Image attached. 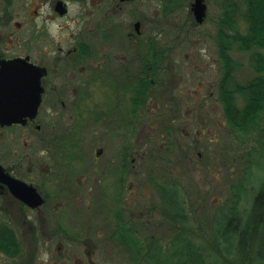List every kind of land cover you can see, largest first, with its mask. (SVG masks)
Segmentation results:
<instances>
[{"label":"flooded vegetation","instance_id":"obj_1","mask_svg":"<svg viewBox=\"0 0 264 264\" xmlns=\"http://www.w3.org/2000/svg\"><path fill=\"white\" fill-rule=\"evenodd\" d=\"M135 1L0 0V118L27 114L0 119V264H208L188 250L209 245L202 228L220 207L195 216L193 160L224 158L192 114L227 120L235 43L217 98L207 83L177 97L175 48L146 35Z\"/></svg>","mask_w":264,"mask_h":264},{"label":"rangeland","instance_id":"obj_2","mask_svg":"<svg viewBox=\"0 0 264 264\" xmlns=\"http://www.w3.org/2000/svg\"><path fill=\"white\" fill-rule=\"evenodd\" d=\"M138 2L136 0L134 6H137ZM176 2L177 4H174L170 0H146L143 3L142 12L144 14L143 20L146 35L155 34L159 39L158 43L160 45L166 48H175L176 67L179 68L178 70L182 68L183 71V75H179L181 77L179 85L181 89L176 91L177 97L179 95H182L183 98L185 96L190 97L192 94L196 98L194 93L200 88V84L207 83L214 86V97L217 98L218 83L221 78L218 73V68L221 66L220 53L221 51L223 53L224 49L220 50L223 46L218 43L220 31L224 30V34L230 37L225 41L226 43L233 41L232 37L236 33L230 31L227 25L223 26L227 22V17L231 16L235 19L239 30L238 33L242 37H245L251 18L249 2L248 0H205L208 6V16L203 25L196 24L191 13V7L195 0H177ZM170 9L172 10L169 11ZM253 53L254 50L252 53L238 50L237 43L232 46V50L229 52L231 59L236 60L241 67L237 72L239 85L241 86L246 85L259 75L250 63L253 60ZM187 87L192 91L187 90ZM205 88V97H209V86L206 85ZM157 101L161 107L163 104H167V102L170 104L168 100L161 101L157 99ZM213 101L215 99L210 102ZM238 102L241 107L242 103L240 100ZM169 104H167L168 107L170 106ZM198 105V102L194 103L195 107ZM199 118H205L204 126L209 125L212 129L211 135L207 133L204 136L203 147L210 148L212 152H215V150L221 152V149L217 148L218 145H221L222 153L219 154V157L224 158V160H193L192 184L195 216H199L200 218L203 216L208 217L214 211H217L219 207H222L226 216L232 217L235 221L239 220L242 214H244L243 211L250 207V197L242 194L238 210H236L237 215L231 209V203H234L236 200L234 196L238 191L237 186L242 185L240 180L244 175L247 176L246 188L248 192H251L252 189L256 190L264 179V110L256 118L254 124L249 125L250 130L248 132L245 129L241 130L240 128L236 129L232 127L218 107L215 114L207 112L204 116L201 114L200 109H198V112L194 110L192 114L194 125L199 124L201 121ZM222 124L225 127L219 128L218 126ZM215 138H219V144L212 143L210 140ZM262 189L255 204V216L257 213L258 221H260L262 215L264 216V182ZM207 210H211L208 212L209 214L206 213ZM263 219L264 217L261 220ZM247 220L248 222H252L248 218ZM241 221H236L234 227L228 230L231 240L228 241V244L224 245L225 248H241L240 243L245 235L243 233L245 227H243ZM263 224L258 238L256 241L254 240V245H251L253 250L250 251V255L242 257L240 254L237 264H264V256L260 255V250H264ZM210 230L211 228H209V236L205 233L201 234V236L209 237L208 241L210 245H207L208 252H204V255L208 256V264H215L212 260L214 258H220L219 261L222 263H219L221 264H234L233 251L230 252V256H223L224 254L222 255L220 251L212 249L213 235L210 233ZM261 254L263 253L261 252ZM11 262H3V264H11Z\"/></svg>","mask_w":264,"mask_h":264},{"label":"trees","instance_id":"obj_3","mask_svg":"<svg viewBox=\"0 0 264 264\" xmlns=\"http://www.w3.org/2000/svg\"><path fill=\"white\" fill-rule=\"evenodd\" d=\"M170 1L174 2V4H177V0ZM248 2L249 10L251 12V18L250 26L247 30V35L245 37H242V35L238 33L239 30H237L238 28L235 25V19H233L231 16L227 17V22L223 25H227L228 28L235 30L234 33H236V35L232 37V39L234 40L235 44H238V50L251 53L254 50V53L252 55L253 60L251 61V64L252 67L255 69V72L257 74L259 73V75H257L255 79L251 80L246 85L236 86L234 84H229V87L226 88V93L229 94V97L226 100V112L228 122L232 127L236 129L240 128L241 130L245 129L247 132L248 130H250L249 125L254 124L256 118H258L264 110V0H248ZM172 9H170L169 11H171ZM220 32L221 34L218 43L219 45L221 44L223 46L222 49L224 48L223 52L225 53L230 50L229 43L231 44V42H225L230 37L224 34V30H221ZM225 44H227L228 46L226 47ZM225 60L226 63H229L230 58L227 57L226 59L225 57ZM226 83L227 85L228 83H230L228 78L226 80ZM236 93H240L244 99V105L241 109L235 108V106L232 104V99ZM240 181L242 185L240 184L239 187L237 186L238 191L237 194H235L234 196L236 200L234 201V203H231V209L235 211L233 212L235 215H237L236 210H238L239 203L242 199L241 195L245 194L246 196L248 195L250 197L249 209H245L243 211L244 214H242V217L239 220H236L241 221V219H243L241 223L243 227H245V230L243 232L245 234L243 236L244 239L240 243L241 248L236 247L234 249H227L224 246L228 244L229 240H231L228 235V230L234 227L236 221L232 219V217L226 216L225 211H223L222 207L220 208L219 215L217 212L215 213V211L212 213L211 218L215 213V219H209V226L207 228H202L203 230H205L204 233L207 236H209V228H211L210 233L213 235V241L211 245L212 249H215L214 251H220L222 255L224 254L223 256H230V252H234V264H237L238 256L240 254L242 257H247L248 255H250V251L253 250V247H251V245H254V240L256 241V239L258 238L264 220H261L264 217L263 215L261 216L260 221L257 220L258 215L256 213L255 216L256 207L254 203L257 201V197L263 190L262 188L264 179L261 181L260 186L256 190H251V192L253 191L252 193L248 192L246 188L247 176L244 175ZM246 217L249 220H252V222H248ZM201 230L200 232H202ZM188 252L192 253V255L195 254L196 256H203L204 252H208V246H204L203 250L200 251H195L191 248L188 250ZM261 252L264 254V250H260V255L264 256L263 254H261ZM218 259L220 260V258ZM218 259L214 258L212 260L217 263Z\"/></svg>","mask_w":264,"mask_h":264},{"label":"water","instance_id":"obj_4","mask_svg":"<svg viewBox=\"0 0 264 264\" xmlns=\"http://www.w3.org/2000/svg\"><path fill=\"white\" fill-rule=\"evenodd\" d=\"M194 18L196 20V22L198 24H203L206 17H207V5L205 4V0H195L194 4L192 5V9H191ZM38 84V83H37ZM36 84V85H37ZM34 88V85L31 86L30 81H29V118L30 119H35L36 117V113H37V107L39 105L40 102V95L37 96V98L35 99H31V91ZM40 94V92H39ZM21 100L18 99V102H20ZM27 114H19V115H13L11 116L10 114L7 115H2V119L1 121H3L4 119H12L13 122H21L22 119L26 116ZM7 121V120H6Z\"/></svg>","mask_w":264,"mask_h":264}]
</instances>
